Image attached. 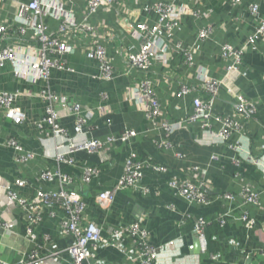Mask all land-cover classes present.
<instances>
[{"label":"crops","instance_id":"crops-1","mask_svg":"<svg viewBox=\"0 0 264 264\" xmlns=\"http://www.w3.org/2000/svg\"><path fill=\"white\" fill-rule=\"evenodd\" d=\"M29 1L0 0V24L16 29L20 24L17 21L20 4ZM162 2H175L179 23L170 33L157 36L153 51L164 49L165 55L157 53L151 71L145 75L136 68H127L124 58L137 52L143 40L132 32V26L138 23L154 25L158 20L154 7ZM48 3L54 8L63 6L74 13L79 23L82 22L85 0H47ZM250 5L258 7L256 14L249 12ZM262 19L264 0H242L236 6L230 0H123L113 6L103 5L89 22L98 28L99 43L112 61L113 79L104 80L98 64L86 57V51L94 42L87 33L62 36L70 37L74 50L64 57L67 69H53L47 81L18 78L10 63L0 67V92L18 93L15 106L24 115V122L18 125L5 118L0 109V205L4 216L17 223L14 233L0 236V259L14 264L32 247L24 238L22 214L18 209L11 210L3 187L12 184L16 178L25 179L27 185L18 192L30 199L38 186L44 190H57L56 183L40 182V175L47 169H60L73 177L72 189L86 202V215L101 229L103 236L138 221L147 233L149 245L163 248L158 255L159 264H264V39L249 40ZM44 22L49 31H56L59 25L58 20L48 16ZM207 27L211 28L210 37L198 40L200 30ZM11 44L21 55L27 53V49L19 45H24L21 39L12 38L9 42L0 39V46ZM176 44L189 50V62L175 48ZM224 44L244 49L239 72L227 73V63L233 64L235 60L230 58L225 62L222 59ZM208 79L222 82L215 112L232 115L238 120L234 109L236 100L228 90L242 95L257 108L254 119L246 125L247 131L233 134L227 143L221 141L215 128L203 132L191 123L182 124L172 133L155 129L146 118L142 100L136 98L140 82L149 80L162 107L161 119L185 121L192 112L194 95L177 97L180 86L185 84L197 90ZM41 92H50L69 104H80L83 115L90 111L91 117L84 127L87 138L104 139L126 130H135L139 134L127 144H116L97 154H70L75 167L59 164L55 156L60 140L52 136L49 127L40 132L35 126L45 117L48 107L47 101L40 97ZM54 107L59 114V125L70 137H75V118L64 112L60 103ZM8 139H14L26 151L34 153L35 160L19 165L14 150L1 146ZM238 140L244 149L242 157L228 147ZM155 142H168L172 149H159ZM131 150L168 171L157 174L145 169L141 188L117 193L109 210H102L96 204L95 196L111 190L120 180ZM236 159L238 166L233 164ZM85 166L99 169L97 178L89 186L80 180ZM193 168L205 171L204 174L198 172L202 178L196 176L197 172H191ZM170 180L204 181L209 204L188 203L169 186ZM247 185L259 193L260 205L240 207L239 200L230 203L216 197L221 193L236 196ZM228 212L230 217H225L222 224L218 223L217 218ZM244 212L254 221L251 229L241 220ZM61 218V213L55 217L44 215L37 234H47L51 239L48 247L62 250L63 258L68 260L64 250L72 238L60 234ZM198 218L209 223L202 241L193 231L194 221ZM169 242H174V249L166 247ZM196 245H199L198 252ZM96 260L108 264H134L112 247L99 250L91 262Z\"/></svg>","mask_w":264,"mask_h":264},{"label":"built area","instance_id":"built-area-1","mask_svg":"<svg viewBox=\"0 0 264 264\" xmlns=\"http://www.w3.org/2000/svg\"><path fill=\"white\" fill-rule=\"evenodd\" d=\"M72 1V0H66ZM123 0H85V12L82 22H78L74 13L65 10L63 6L58 8L51 7L47 0H30L28 3L20 4V12L17 21L18 27L13 29L10 25L0 24V39L11 41L12 38L22 40L19 44L27 49L25 55H21L13 45L0 46V67L10 63L15 69V76L18 78H28L31 82L47 81L53 69H67L64 57L71 54L74 50L70 37L79 33H87L94 39L93 44L86 51V57L98 64L101 76L104 80H111L114 77V68L112 61L107 57L104 47L99 43L97 34L98 28L92 26L89 22L92 16L105 4L122 2ZM233 6L242 2V0H230ZM175 2L158 3L154 9L158 20L154 25L138 23L132 26V32L141 39L139 50L135 53H129L124 58L127 68H136L143 74L147 75L152 69L153 60L157 53L164 56V49L153 51L154 41L160 33H170L179 23L178 13L176 12ZM258 7L249 6V12L256 14ZM66 15L64 16V13ZM195 16L196 13H194ZM51 17L58 20L59 25L56 31H49L45 25L44 18ZM211 35V28L207 27L198 33V40H206ZM258 38L264 39V19L260 21L259 27L254 31L249 40ZM72 39V38H71ZM31 43H34L32 45ZM184 55L187 62L191 56L189 50H183L180 45H175ZM244 49H236L229 44H224L221 48V57L225 62L234 58L233 64L227 63L226 71L239 72V66L242 61ZM245 75V74H243ZM222 82L208 79L199 89H194L185 84L180 86L177 97L194 95L192 100V112L185 121L169 122L161 119L162 107L159 103L152 84L149 80H143L137 88V99L142 100L146 118L150 121L153 128L162 129L166 133H172L179 129L184 123L198 125L201 131L217 130V136L222 142H229L233 134H243L247 131L246 125L250 123L256 114V105L246 100L242 95L233 93L236 100L234 109L238 117L234 119L232 115H222L215 112V104L218 100L219 91ZM201 93V95L199 93ZM18 93L0 92V109L3 111L5 118L13 123L21 125L24 122L23 113L15 106ZM42 100L47 101L45 117L35 124L40 132H44L45 127H49L51 134L55 139L60 140L59 152L55 159L59 164H65L75 167L76 163L70 154L76 152H86L88 154H97L116 144H127L130 140L139 134L135 130H126L118 136H107L104 139L87 138L84 127L91 117V112L83 110L80 104H69L65 100L56 97L50 92H41ZM60 103V107L68 115L75 118L74 134L70 137L69 133L62 128L59 123V114L55 109V104ZM214 129V130H215ZM264 129V126H263ZM157 147L162 150H171L172 146L168 142H155ZM2 147L11 148L15 152L16 162L19 165H26L35 160L36 155L26 151L14 139L5 140ZM230 150L242 157L244 152L241 140L228 146ZM178 156V154L176 155ZM216 159V158H215ZM238 160H233V164L238 166ZM150 169L157 174H165L168 169L164 166L157 165L148 158H141L136 152L131 150L125 161L123 174L120 180L109 191L99 192L95 196V202L102 210H109L114 202L117 193L126 189H138L143 179V171ZM191 172H197L196 176L204 174L205 171L199 168H193ZM99 169L96 167H83L80 180L83 184L89 186L97 178ZM195 176V178H196ZM42 183H56L57 190H44L40 186L35 188L34 196L27 199L18 192L27 185V181L22 178H16L12 184H6L3 187V194L6 201L11 204V210H19L25 223L24 238L32 245L30 251L21 256L19 262L14 264H108L104 261L96 260V254L99 250L112 247L120 251L128 261L136 264H159L158 255L163 248L156 249L149 245L147 233L141 226L140 222H133L125 227H120L110 231L107 237L102 235L101 229L90 220L87 215V205L82 196L72 189L74 179L72 176L65 175L60 169L44 170L40 175ZM179 183V184H178ZM169 186L188 203L209 204V197L206 191L204 181L185 180L169 181ZM219 200L228 202L240 201V207L260 205V195L251 187L243 186L240 192L234 196L230 193H221L216 195ZM0 204H2L0 202ZM0 205V236L3 234H12L16 228V221L4 216ZM62 214L59 223V232L61 235L70 236L72 241L64 250L70 259L65 260L62 256V250H54L48 246L51 239L47 234L39 236L37 228L40 225L44 215L51 217ZM230 212L219 216L217 222H223L225 217H230ZM241 220L251 229L254 221L248 218L244 212ZM208 222L203 218L194 221L193 231L199 240H204ZM234 244V242H231ZM169 249H174V242L166 245ZM215 258V257H213ZM0 264H8L0 259Z\"/></svg>","mask_w":264,"mask_h":264},{"label":"water","instance_id":"water-1","mask_svg":"<svg viewBox=\"0 0 264 264\" xmlns=\"http://www.w3.org/2000/svg\"><path fill=\"white\" fill-rule=\"evenodd\" d=\"M195 251L198 252L199 251V245L195 246Z\"/></svg>","mask_w":264,"mask_h":264}]
</instances>
